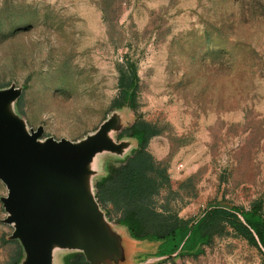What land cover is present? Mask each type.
<instances>
[{"label":"rangeland","instance_id":"374dc122","mask_svg":"<svg viewBox=\"0 0 264 264\" xmlns=\"http://www.w3.org/2000/svg\"><path fill=\"white\" fill-rule=\"evenodd\" d=\"M131 69L132 109L155 130L150 208L169 224L212 204L264 219V0H0V87L23 86L17 110L43 135L95 128ZM11 230L0 222V264L21 255ZM201 248L181 264H264L225 223Z\"/></svg>","mask_w":264,"mask_h":264},{"label":"water","instance_id":"95a60500","mask_svg":"<svg viewBox=\"0 0 264 264\" xmlns=\"http://www.w3.org/2000/svg\"><path fill=\"white\" fill-rule=\"evenodd\" d=\"M22 89L14 82L0 87V181L6 190L0 222L12 229L5 239L20 246L16 264H66L64 257L74 253L88 264H181L182 243L156 254L161 240L133 237L95 196L108 162L123 161L139 146L135 136L121 134L136 119L130 105L111 108L79 138H56L18 112Z\"/></svg>","mask_w":264,"mask_h":264},{"label":"trees","instance_id":"16d2710c","mask_svg":"<svg viewBox=\"0 0 264 264\" xmlns=\"http://www.w3.org/2000/svg\"><path fill=\"white\" fill-rule=\"evenodd\" d=\"M127 77L126 83L120 80V92L114 99V105L121 106L126 102L132 108L136 79L132 69ZM124 130L138 139L139 146L123 161L108 162V174L96 182L95 196L100 205L103 201L119 208L121 217L116 222L125 224L133 237L161 240L159 251L162 254L175 251L182 243L179 256H195L202 251V245L211 241L218 227L225 223L264 252V219L258 213V206L239 211L236 207L212 204L193 219H175L170 224L160 219L148 201L156 190L155 162L144 149L155 130L137 119ZM106 213L108 215L109 211L106 210ZM64 261L66 264H88L79 253L65 256Z\"/></svg>","mask_w":264,"mask_h":264},{"label":"flooded vegetation","instance_id":"af4514ba","mask_svg":"<svg viewBox=\"0 0 264 264\" xmlns=\"http://www.w3.org/2000/svg\"><path fill=\"white\" fill-rule=\"evenodd\" d=\"M156 254H162L159 250ZM149 256L148 254H145V257Z\"/></svg>","mask_w":264,"mask_h":264}]
</instances>
